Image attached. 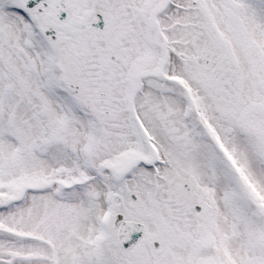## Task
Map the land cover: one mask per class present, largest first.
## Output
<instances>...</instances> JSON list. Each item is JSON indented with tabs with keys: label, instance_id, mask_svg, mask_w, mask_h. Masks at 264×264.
Segmentation results:
<instances>
[{
	"label": "snow or ice",
	"instance_id": "6c2138e0",
	"mask_svg": "<svg viewBox=\"0 0 264 264\" xmlns=\"http://www.w3.org/2000/svg\"><path fill=\"white\" fill-rule=\"evenodd\" d=\"M0 264H264V0H0Z\"/></svg>",
	"mask_w": 264,
	"mask_h": 264
}]
</instances>
